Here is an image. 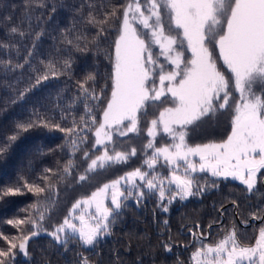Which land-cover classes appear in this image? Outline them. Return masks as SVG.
<instances>
[{
	"label": "snow or ice",
	"instance_id": "obj_1",
	"mask_svg": "<svg viewBox=\"0 0 264 264\" xmlns=\"http://www.w3.org/2000/svg\"><path fill=\"white\" fill-rule=\"evenodd\" d=\"M46 6L47 0H27V28L11 26L9 37L18 35L23 40L32 32L33 22L40 20L30 9ZM84 6L89 11L83 19L96 29L97 38L111 34L112 17H116L114 24L118 22L111 41L113 51L108 53L112 67L105 74L111 81L110 95L105 98L104 89L97 90V73L89 72L77 82V94L61 109L59 120L33 112L26 122L18 121L0 145L2 156L22 133L43 128L64 133L71 146L63 166L45 168L36 181L21 177L14 186L0 187V200L27 193L38 198L20 210L24 216L4 221L16 234L0 231V264H16L17 255L30 257L29 241L41 234L63 251L76 244L78 259L74 264H93L78 249L98 254L104 239L113 235L117 220L132 207L129 201L137 207L154 201L161 213L168 214L175 202L203 197L219 187L217 180L209 181L201 174L239 181L249 198L264 195V175H259L264 170V0H124L118 6L109 0H85L81 8ZM118 9H122L119 14ZM50 10L54 13L56 5ZM69 32H61L60 42L87 50V45L80 43L86 37ZM41 35L42 28L35 32L22 61L17 44L0 41L6 57L0 58V64L5 73L23 70L25 65L36 73L30 77L34 83L20 91L13 103L41 81L58 78L71 68L70 59L62 63L40 60L43 70L34 67L33 50ZM77 105L84 111L79 123L74 111ZM96 111L101 114L99 121ZM219 115L230 118L231 131L226 138L189 142L191 132ZM60 121H69L70 126H62ZM89 134L94 137L90 144ZM77 159L83 162L82 168L77 167ZM117 171L121 174L77 199L51 230L42 227L46 219L51 220L60 196L56 185L48 183V174L62 173L57 175L58 182L84 187L98 175ZM231 203L238 214L237 200L231 198ZM218 213L203 229L199 222L195 230L187 229V264H264V226L251 240L242 239L234 222L223 225V202ZM247 217L264 220V205L251 209ZM240 222L247 225L248 218ZM25 224L29 225L26 230ZM162 224L169 231V242L161 247L172 253L166 217ZM119 260L114 254V264Z\"/></svg>",
	"mask_w": 264,
	"mask_h": 264
},
{
	"label": "trees",
	"instance_id": "obj_2",
	"mask_svg": "<svg viewBox=\"0 0 264 264\" xmlns=\"http://www.w3.org/2000/svg\"><path fill=\"white\" fill-rule=\"evenodd\" d=\"M109 2L118 6L124 0H109ZM53 4L56 5L54 13L50 10ZM84 4L85 0H47L45 8L30 9L33 17L39 15L40 20L38 24L33 22L32 32L26 33L21 40L18 35L10 38L8 29L14 25L27 28V23L24 22L27 0H0V41L17 44L21 50L19 56L21 61L32 46L35 32L41 28L43 35L36 41V48L33 50L34 67L43 70L44 65L39 63L40 60L54 59L60 63L65 59L71 61V68L64 74L55 79L50 77L47 81H41L22 99H16L15 103L12 101L18 97L20 91L28 87L30 83H34L30 77H34L36 73L30 71L28 65H25L23 70L18 69L15 72L5 73L4 65L0 64V145H3L7 136L12 134L16 123L26 122L33 112H39L46 117L54 116L59 120L61 109L77 94V82L82 81L89 72L97 73V90L103 88L105 98L110 95L111 81L106 79L105 74L112 67L108 53L113 51L111 41L115 38L118 22L114 24L116 17H112L109 21V24H113L111 34L105 33L106 39L97 38L96 29L83 19L87 17L89 11L87 6L81 8ZM120 11L122 9H118V14ZM6 16L11 19L6 20ZM104 27L107 28L108 25ZM64 30H70L69 35L71 36H85L86 39L80 43L82 46L87 45V50H77L73 45L61 43V32ZM185 55L187 57L190 53H185ZM0 58H6L3 50H0ZM11 59L13 64L17 62L14 52ZM74 111L79 123L84 111L79 105ZM96 115L99 121L100 111H96ZM60 122L62 126H70L69 121ZM230 131L229 116L219 115L195 132H191L189 142H219L226 138ZM64 137V133L50 132L43 128H33L22 133L0 156V187L14 186L21 177L36 181L45 168L55 169L63 166L71 147ZM93 139L94 137L89 134V144ZM80 155L81 153H76L77 158ZM139 155L140 150L137 152L138 157ZM75 163L77 167H83V162L79 159ZM131 163L135 164L136 158H133ZM60 174L62 173L48 174L51 176L48 183L55 184L60 193L59 204L53 211L51 220L46 219L42 224V227L49 230L52 229L53 224L59 223L68 214L77 199L90 195L96 187L109 182L121 173L117 171L98 175L90 185L84 187L76 184L69 186L66 181L58 182L57 175ZM201 175H207L209 181L217 180L219 187L212 189L203 197H192L182 203L175 202L168 214L161 213L154 201L148 202L144 207H137L134 202L129 201L132 207L117 220L113 235L104 239L97 249L98 254L84 248L78 250L88 256L93 264H114V254L120 257L115 264H187L190 251L184 247L190 243V233L187 229L191 227L195 230L196 222H199L203 229L210 221L216 219L221 202L225 209L221 218L223 225L231 226L234 222L241 238L251 240L259 227L264 226V220L259 224L252 222L249 225L250 220L257 219L247 217V213L256 206L264 205V195L249 198L241 184L232 180L222 181L220 178L211 177L210 174ZM259 175H264V170H261ZM45 195L47 192L39 199H43ZM231 198H235L240 205L238 214L231 203ZM36 199L38 198L27 193L23 196H10L0 200V231L5 234H16V229L4 221L13 216H24L25 213L20 210L29 207ZM165 217L171 229L172 253H166L161 247L163 243L169 242V231L162 224V219ZM241 218H248L247 225L241 224ZM28 227L29 225L25 224V230ZM215 227L217 226L214 225ZM0 246H3L2 242ZM76 251V244H71L68 251H63L49 236L41 234L29 241L30 257L24 258L17 255L16 264H74L78 259Z\"/></svg>",
	"mask_w": 264,
	"mask_h": 264
},
{
	"label": "water",
	"instance_id": "obj_3",
	"mask_svg": "<svg viewBox=\"0 0 264 264\" xmlns=\"http://www.w3.org/2000/svg\"><path fill=\"white\" fill-rule=\"evenodd\" d=\"M263 220H260V219H257V220H250V222H249V225L252 223V222H254V223H256V224H259V223H261Z\"/></svg>",
	"mask_w": 264,
	"mask_h": 264
},
{
	"label": "rangeland",
	"instance_id": "obj_4",
	"mask_svg": "<svg viewBox=\"0 0 264 264\" xmlns=\"http://www.w3.org/2000/svg\"><path fill=\"white\" fill-rule=\"evenodd\" d=\"M136 146H137V147H140V146H139V144H137ZM125 147H127V145H126ZM138 150H139V148L137 149V152H138ZM197 159H198V158H197ZM229 180H232V179H231V178H229ZM232 181H234V180H232ZM234 182H236V183L240 184V183H239V181H234ZM248 224H249V223H248ZM255 224H256V223H255Z\"/></svg>",
	"mask_w": 264,
	"mask_h": 264
}]
</instances>
